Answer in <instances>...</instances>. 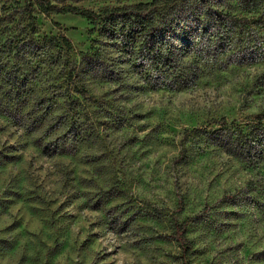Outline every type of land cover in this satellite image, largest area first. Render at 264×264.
Here are the masks:
<instances>
[{"label":"rangeland","instance_id":"rangeland-1","mask_svg":"<svg viewBox=\"0 0 264 264\" xmlns=\"http://www.w3.org/2000/svg\"><path fill=\"white\" fill-rule=\"evenodd\" d=\"M194 1L66 2L156 5L148 37L126 44L121 25L108 36L0 0V264H264V146L250 163L213 141L217 122L245 131L264 113V0H224L244 25L193 22ZM60 37L77 67L100 56L107 76L80 74L83 97L47 42ZM146 39L174 69L148 59Z\"/></svg>","mask_w":264,"mask_h":264},{"label":"trees","instance_id":"trees-1","mask_svg":"<svg viewBox=\"0 0 264 264\" xmlns=\"http://www.w3.org/2000/svg\"><path fill=\"white\" fill-rule=\"evenodd\" d=\"M80 1L83 0H26L23 10L29 17H31L35 10H38L45 15L71 14L79 16L87 21L102 24V32L104 34H108V36H113L115 27L118 24L121 25L122 30L128 28V32L123 36V41L126 44L131 42V40L132 43H135L134 35L142 36L144 33L145 37H148L145 28L152 23V15L158 10L154 4H141L130 8L93 12L88 9L78 8L73 4L66 3H78ZM223 2L224 0H198L194 1L192 4L189 2L187 7L191 17L193 18V22L199 21L202 18L203 20L217 19L237 25L247 24L246 19H240L228 15L223 10H221L220 7L223 6ZM182 9L183 12L186 13L184 8ZM134 30H136V32H134ZM119 35H122L121 31H119ZM149 39L151 43L155 42V39H151L150 35ZM47 42L49 44L55 43L56 48L59 47V50L64 51V56H57L56 62H59L61 59H63V62L69 65V79L75 82L73 85L75 89L76 86L81 82L80 74L92 72L95 75L103 76V78L107 76L104 75L105 73L101 69L102 64H99L101 59L98 51L92 53L91 55L85 54L81 59L80 65L77 67L75 62L70 60V51L72 48L70 46L69 40L66 37L51 38L47 40ZM151 43H149L148 39H146V41L141 44V46H144V49L148 52V59L155 61L164 60V67L162 68H165L167 71L174 69L171 62L173 55H162L161 53L156 52V50H154L153 44ZM95 61L97 62L95 63ZM154 68L155 70H159L158 67ZM76 94H78L79 97H83V89L77 88ZM217 124L220 128L216 131H213V134H215L213 141L222 147H226L227 152L235 154L236 156H239L250 163L253 162L257 157L261 156L262 151L258 152L254 149V146L258 144L264 146V113L252 117V122L248 125H245V128H247L245 131L242 127H239L240 125H230L224 120L217 122ZM188 134L190 136H200L201 134L205 135L206 131L194 129ZM173 237L179 246L183 261L187 263V259L191 255V249L189 241L185 237V228L176 227Z\"/></svg>","mask_w":264,"mask_h":264}]
</instances>
